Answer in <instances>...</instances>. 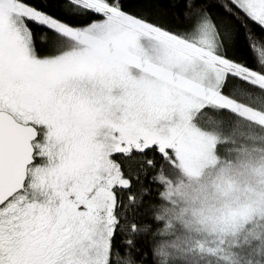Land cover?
I'll use <instances>...</instances> for the list:
<instances>
[{
    "label": "snow or ice",
    "instance_id": "obj_1",
    "mask_svg": "<svg viewBox=\"0 0 264 264\" xmlns=\"http://www.w3.org/2000/svg\"><path fill=\"white\" fill-rule=\"evenodd\" d=\"M0 264H264V0H0Z\"/></svg>",
    "mask_w": 264,
    "mask_h": 264
},
{
    "label": "trees",
    "instance_id": "obj_2",
    "mask_svg": "<svg viewBox=\"0 0 264 264\" xmlns=\"http://www.w3.org/2000/svg\"><path fill=\"white\" fill-rule=\"evenodd\" d=\"M236 54H237L241 59L246 58L247 53H246V51H245L244 46H241L240 49L237 51Z\"/></svg>",
    "mask_w": 264,
    "mask_h": 264
}]
</instances>
